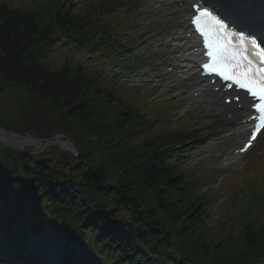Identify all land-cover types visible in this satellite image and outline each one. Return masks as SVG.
Returning <instances> with one entry per match:
<instances>
[{
    "label": "trees",
    "instance_id": "obj_1",
    "mask_svg": "<svg viewBox=\"0 0 264 264\" xmlns=\"http://www.w3.org/2000/svg\"><path fill=\"white\" fill-rule=\"evenodd\" d=\"M126 4L33 0L18 8L0 1V85L12 93L0 99V125L39 138L62 133L78 151L0 144V228L13 256L26 249L27 230L50 226L64 249L88 238L112 264H264V185L256 184L263 161L210 216L211 198L179 157L195 148L184 142L197 131L124 142L129 130L158 120L119 91L121 76L99 74L127 69L132 43L113 15ZM60 48L67 53L57 58ZM62 261L102 264L74 250Z\"/></svg>",
    "mask_w": 264,
    "mask_h": 264
},
{
    "label": "rangeland",
    "instance_id": "obj_2",
    "mask_svg": "<svg viewBox=\"0 0 264 264\" xmlns=\"http://www.w3.org/2000/svg\"><path fill=\"white\" fill-rule=\"evenodd\" d=\"M13 5L15 6H21V5H28L33 0H9ZM74 5L77 8H80L81 6L89 4L92 0H73ZM121 1H131V0H121ZM134 5L130 8L126 9H119L113 13L115 16V19L117 20V23L122 24L125 28V33L128 35L129 40L134 42V46L130 48L129 52L135 54V56H141L142 61L139 57H134L133 62L135 64H129V67L131 68L129 75L125 76V81L128 82L129 85L132 86H140L138 85L141 82H148L150 83V87L152 86V81L150 80V76L155 74L156 72H164L165 64L171 63L174 61L173 54H169V47L163 44V40L168 38V36L171 34V31L173 30V25H175V21L172 19L173 17H170L168 14L170 12V9L172 8L171 5H165L164 0H134ZM138 15V18L135 20V22H132L133 16ZM164 15V16H162ZM125 34V35H126ZM157 43L161 44L160 46H157ZM67 53L66 48H60L59 54L56 55V57L63 56ZM128 62V61H127ZM137 63V64H136ZM86 65H90L89 62L86 61ZM90 67V66H89ZM90 69H94L93 67H90ZM101 77L105 78V81H107L106 78L112 79L113 77H118V73L114 71L113 68L104 70L99 72ZM172 74H165L164 78L167 79L165 82H169L172 79H174L176 76ZM191 83L186 84V91H189L188 87ZM119 91L126 96L128 100L135 99L140 100V109L141 112L145 114V116H149L151 118L153 117H159L162 118L155 124H152L151 126H146L140 129H133L129 130L126 137L123 138L124 142L126 143H139L143 140H146L148 138H151L152 135L158 131L164 130V131H173L177 129V126H179L178 122L175 123H169L168 119H172L173 115L177 113L176 115L182 116L183 113H179L177 109H174L173 105L175 103L173 100L169 99L170 95L163 93H160L158 90L154 93L152 97L149 98L148 101H145L142 97L136 98L133 95H136L134 91L130 90L127 85L124 83L120 84L118 87ZM152 91V90H151ZM9 92V91H8ZM7 94V92L0 93V98L4 97ZM141 96V95H140ZM216 108V107H215ZM175 115V116H176ZM209 116L206 118V122L202 126L204 131L201 132V136L198 140L194 142V144L201 142L204 143L206 146L202 150H200L197 154H188L185 156H181L180 159L182 161V167L185 172L193 175L197 180L202 179V175L205 174L206 177L213 178V183L208 184L205 183L203 186L205 189H211L215 186H219L222 184V182H226V180L229 178L227 176L224 179H221L219 172V161L220 158H216L217 154H219V148L218 145L220 141L223 139V131L227 128V122L224 124H218L213 129L207 131L205 128L213 123L212 117L215 119L214 122L218 121H224V114L222 112H219V110H216V112H210L208 113ZM186 114H184L182 117H185ZM190 118H193L192 115H189ZM211 117V118H209ZM189 120V118H188ZM187 120V121H188ZM182 123V120H180V124ZM185 125V124H184ZM7 133V132H6ZM214 136H217L218 139L216 140ZM66 145L70 144V140H64L63 141ZM58 145V144H55ZM263 147V153L264 154V144L261 145ZM29 147V146H24ZM22 148V149H23ZM47 147L45 146L43 150H46ZM209 152H212L213 157L210 159H204L203 155L208 154ZM254 152V151H253ZM245 157L238 160L234 165H232L228 170L229 172L235 168L240 169L245 166ZM260 176L263 178L264 182V174H260ZM259 179V178H258ZM208 182V181H207ZM259 185V181L256 183ZM221 194H219V204L213 205L212 210L210 208L209 214L210 216H214L218 214V208L222 204L223 201H225L228 196V193L233 190V186L229 184H224V186L221 187L222 191ZM254 184L251 183L247 186V189L249 191V195H251V192L253 191ZM211 211L213 214H211ZM50 244L49 247L54 250L56 253L57 251H60V242L58 239V236L47 232ZM40 235H37L39 237ZM35 241V240H34ZM33 248V247H32ZM41 249V248H40ZM33 250L36 252V250L33 248ZM41 249V254H44ZM45 252V251H44ZM57 257L54 258V263L57 261Z\"/></svg>",
    "mask_w": 264,
    "mask_h": 264
},
{
    "label": "snow or ice",
    "instance_id": "obj_3",
    "mask_svg": "<svg viewBox=\"0 0 264 264\" xmlns=\"http://www.w3.org/2000/svg\"><path fill=\"white\" fill-rule=\"evenodd\" d=\"M195 13L191 22L203 38L209 58L204 68L251 96L255 101L251 106L257 113L252 119L258 121L256 131L259 132L264 129V48L255 40L230 30L206 6L195 5ZM251 139L255 140L256 136Z\"/></svg>",
    "mask_w": 264,
    "mask_h": 264
},
{
    "label": "bare ground",
    "instance_id": "obj_4",
    "mask_svg": "<svg viewBox=\"0 0 264 264\" xmlns=\"http://www.w3.org/2000/svg\"><path fill=\"white\" fill-rule=\"evenodd\" d=\"M185 5H186V7L189 5V0L185 3ZM177 13H178V16L176 18L177 19L176 25H178L179 27H182L183 26V23L184 22L186 23V21H187L186 14L184 13L183 8H178ZM173 34L175 36H178V38L175 39L174 37H172V40H171V42L169 44L171 45L172 49H174L175 54H176L175 64L182 65V66H178L177 67V71L183 72V75H185L190 70L187 69V71H184V69H181V68H185L186 69V67L188 68L189 64L191 63V61L189 60L190 59V56L186 55L185 52L189 50V48H187V44L193 42L194 37H190V39L181 37V35L183 34V32L182 31H178V30H176ZM183 57H186V60L180 61V59L183 58ZM191 57L194 58V56H191ZM196 79L197 78H193V80H195V81H196ZM202 83H203L202 81H199L195 85V87H197L195 89L204 87L202 85ZM243 128H244V126H240V129H243ZM240 134H241V132L239 133V135ZM7 135L8 134L0 133V136H2V137H7ZM19 140H21V139H19ZM6 141L9 142V144H11L13 146H15V145H22V146H24V145H26L25 142L28 141V139L21 140V142H18V141L15 142L14 139H7ZM49 243H50V240L49 239H46V240H44L42 242V244L39 247L42 248L43 250H45L48 254L54 255L55 252L52 249L49 248Z\"/></svg>",
    "mask_w": 264,
    "mask_h": 264
},
{
    "label": "water",
    "instance_id": "obj_5",
    "mask_svg": "<svg viewBox=\"0 0 264 264\" xmlns=\"http://www.w3.org/2000/svg\"><path fill=\"white\" fill-rule=\"evenodd\" d=\"M3 89L2 86H0V91ZM0 133H5V134H8L7 137H2L0 136V143L5 145V146H8V147H11V148H14L12 146H10L9 142H7L6 140L7 139H14L15 142H21V140H24V139H28V141H26V145H31L33 146L34 148L36 149H39V148H43L45 146H49V145H53V144H59L60 148L66 150V149H71L73 150V146L72 144H65L63 141L64 140H69L67 137H65L63 134H55L54 136H52L51 138H48V139H36L34 137H32L31 135H18V134H15V133H6L5 130L0 127ZM21 139V140H19Z\"/></svg>",
    "mask_w": 264,
    "mask_h": 264
}]
</instances>
